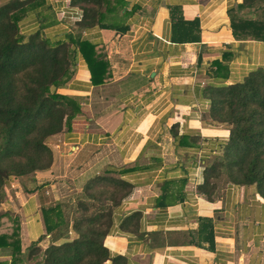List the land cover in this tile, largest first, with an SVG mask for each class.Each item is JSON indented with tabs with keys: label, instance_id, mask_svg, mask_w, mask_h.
<instances>
[{
	"label": "crops",
	"instance_id": "0c3cea01",
	"mask_svg": "<svg viewBox=\"0 0 264 264\" xmlns=\"http://www.w3.org/2000/svg\"><path fill=\"white\" fill-rule=\"evenodd\" d=\"M8 1L0 0V6ZM122 1L125 6L110 18L124 31H79L80 40L95 46L106 62L107 76L92 86L76 54L71 79L56 92L78 101L79 113L69 129L47 138L49 168L30 176L27 192L20 185L21 197H30L24 210L32 213L34 197L48 194L57 203L66 165L77 169L99 158L106 171L129 170L120 176L133 187L113 211L103 241L111 257L123 256L127 264H264V200L255 187L223 182L209 198L197 190L205 160L218 154L228 137L226 126L201 120L208 109L202 90L218 84L209 73L211 63L229 53L222 83L232 84L254 68V50L264 49L263 42L237 41L231 35L227 10L242 0ZM35 4L19 22L21 34L42 27L50 42H58L78 33L76 23L56 18L63 9H75L69 0ZM171 14L196 20L199 41L173 43ZM259 58L264 60V54ZM172 125L178 136L191 137L195 144L178 146L169 132ZM40 207L41 216L46 207ZM134 213L139 214L135 227L128 220ZM19 221L21 235L25 221ZM37 228L27 225L30 235Z\"/></svg>",
	"mask_w": 264,
	"mask_h": 264
},
{
	"label": "trees",
	"instance_id": "16d2710c",
	"mask_svg": "<svg viewBox=\"0 0 264 264\" xmlns=\"http://www.w3.org/2000/svg\"><path fill=\"white\" fill-rule=\"evenodd\" d=\"M38 1L10 0L0 6V203L3 187L10 178H21L49 168L52 153L46 139L69 129L79 113L78 101L56 92L71 79L76 54L86 64L92 86H99L106 79V62L95 46L80 40L79 31L92 27L125 30L110 18L112 12L125 6L124 1L69 0V5L82 13L80 22L76 23L78 33L75 36L67 34L66 41L50 42L43 35L42 27L21 34L19 22ZM170 17L173 43L199 41L196 20L183 21L172 14ZM227 17L234 40L264 43V0H242L227 10ZM230 57L229 53H223L219 61H212L209 73L218 84H209L202 90L208 102L205 119L226 126L228 137L219 146L218 154L212 156V161L205 160L203 184L197 190L203 197H211L217 188L215 180L223 173L226 181L234 186L253 185L264 200V69L253 68L240 81L225 85L222 81L227 79ZM169 132L178 146L195 144L191 137L178 136L176 125H172ZM127 171H107L103 177L87 180L82 188L85 197L77 203L79 216L70 226L73 239L41 250V236L22 251L19 226L14 221L8 231L0 232V251L5 250L9 257V261L0 264H24L25 260L38 257L40 260L36 264H127L123 256L111 257L103 244L113 211L133 188L120 176ZM109 173L117 176L111 179ZM180 183L183 185L185 180ZM109 185L118 187L115 190L121 192L118 199L106 198L104 202L111 204L89 213L92 203L101 201L89 192ZM166 191L162 197L166 196ZM4 216L0 214V222ZM41 216L44 236L64 224L59 203L42 208ZM138 218V213L129 217L133 227ZM206 224H202L203 228ZM200 229L199 225L198 231Z\"/></svg>",
	"mask_w": 264,
	"mask_h": 264
},
{
	"label": "rangeland",
	"instance_id": "374dc122",
	"mask_svg": "<svg viewBox=\"0 0 264 264\" xmlns=\"http://www.w3.org/2000/svg\"><path fill=\"white\" fill-rule=\"evenodd\" d=\"M255 15V13H253ZM257 53V57H255V62H254V68L256 67H261L264 66V60H261L259 58V54H264V49L258 48L254 50ZM247 74V73H246ZM235 83V82H233ZM205 115V114H204ZM201 116V120L207 124L210 125H218L211 123L207 119H205V116ZM47 140V139H46ZM46 143V141H45ZM47 145V144H46ZM215 156V155H214ZM109 158V157H108ZM211 157L208 161H212ZM103 163L105 161H101L99 158L93 160L91 166H80V168H69V166L65 167V176L61 179V184L59 186L58 193L60 197H56L57 203H59L60 208L62 210L63 214V220L64 224L60 227H58L56 230L50 234V237L44 236L45 230H44V224L42 221V216H40L39 212V207H50L52 204L56 203L55 199L53 200L52 197H49V194L46 197H34V199L37 202V207L32 213L26 212L24 210V202L25 199H29L30 197H21V187L20 185H24L26 192L27 187L30 185L29 180L30 176L33 174L21 177V178H10L8 183L3 187L4 191V196L2 199V202L0 203V214L1 215H6L3 217V219L0 222V232H6L10 229V227L13 225L14 221H17V224L19 226V220L21 219V224L23 220L25 221V224L22 225L21 228V235L19 234V237L21 238L20 242V249L24 251L26 247L30 245V243L35 241V239L41 235L43 239L39 242V245L41 247V250H44L47 246L51 244H58L61 243L62 241L73 239V236L70 232V226H72V223L75 219L78 218L79 216V207H78V201L83 200V197H85V193L82 192V188L87 182V180L90 178L92 179L93 177H103V174L107 172L105 170V166H103ZM110 163V158L108 159V162ZM98 165V166H97ZM102 168H100V166ZM109 165V164H107ZM92 167V168H91ZM107 167V166H106ZM111 179H114L115 173H109ZM215 182L218 185H220L223 182H227L225 179V176L223 173L219 175L218 180ZM31 188V186H29ZM118 187H114V185H109L107 188L101 187L98 189H93L92 192L89 193H94L95 197H98L99 202H94L92 203V206L89 207V213H94L97 212L98 210L101 209V206H107L111 203L104 202V199L112 197L111 199H118L119 197V192H115V190ZM17 192L19 194L20 192V197H13L14 193ZM112 192V194H111ZM88 193V192H87ZM121 193V192H120ZM39 199V200H38ZM41 199V201H40ZM35 202V201H34ZM40 207V208H41ZM27 225H31L34 227H39L35 230V232L30 235L28 230H27ZM54 237V239H53ZM57 238H60L59 241H55ZM38 257V256H37ZM39 257L36 258L35 260H25L24 264H36L39 261ZM9 261V257L6 256V251H0V262H7Z\"/></svg>",
	"mask_w": 264,
	"mask_h": 264
},
{
	"label": "built area",
	"instance_id": "2783aa9c",
	"mask_svg": "<svg viewBox=\"0 0 264 264\" xmlns=\"http://www.w3.org/2000/svg\"><path fill=\"white\" fill-rule=\"evenodd\" d=\"M81 16H82L81 10L76 8L72 11L70 9H63L58 13H56V18L59 20V22L66 20L71 24L80 22Z\"/></svg>",
	"mask_w": 264,
	"mask_h": 264
}]
</instances>
